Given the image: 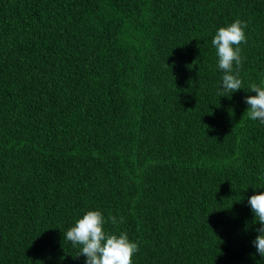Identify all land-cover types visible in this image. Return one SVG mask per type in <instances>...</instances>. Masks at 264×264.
Listing matches in <instances>:
<instances>
[{
	"label": "trees",
	"instance_id": "16d2710c",
	"mask_svg": "<svg viewBox=\"0 0 264 264\" xmlns=\"http://www.w3.org/2000/svg\"><path fill=\"white\" fill-rule=\"evenodd\" d=\"M236 20L243 89L221 96L211 41ZM252 84L264 0H0V264H85L64 235L89 210L133 264H264Z\"/></svg>",
	"mask_w": 264,
	"mask_h": 264
},
{
	"label": "clouds",
	"instance_id": "9594fccd",
	"mask_svg": "<svg viewBox=\"0 0 264 264\" xmlns=\"http://www.w3.org/2000/svg\"><path fill=\"white\" fill-rule=\"evenodd\" d=\"M246 27V22L236 20L228 26L220 27L211 41L216 49L218 67L224 73L221 96L223 92L231 94L243 89L238 69L242 63L240 45L247 42L244 31ZM234 65L237 68L236 74H233ZM247 91L255 93L245 97L249 118L264 124V86L252 84ZM247 202L254 214L252 223L258 221L260 225L254 229L258 235L252 244L264 258V192L251 195ZM109 219L113 224L118 222L114 216ZM123 219L120 217L119 222H123ZM104 224L105 218L100 211L89 210L67 230L64 239L71 242L73 247H80L77 256H84L85 264H133L132 257L139 250L138 245L130 242L126 232L118 235L106 232Z\"/></svg>",
	"mask_w": 264,
	"mask_h": 264
}]
</instances>
